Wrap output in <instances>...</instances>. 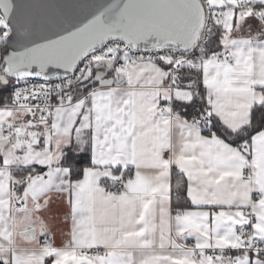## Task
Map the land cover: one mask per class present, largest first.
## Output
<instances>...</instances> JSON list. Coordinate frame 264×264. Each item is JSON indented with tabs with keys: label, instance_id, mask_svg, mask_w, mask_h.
I'll return each mask as SVG.
<instances>
[{
	"label": "snow or ice",
	"instance_id": "6c2138e0",
	"mask_svg": "<svg viewBox=\"0 0 264 264\" xmlns=\"http://www.w3.org/2000/svg\"><path fill=\"white\" fill-rule=\"evenodd\" d=\"M0 264H264V0H0Z\"/></svg>",
	"mask_w": 264,
	"mask_h": 264
}]
</instances>
